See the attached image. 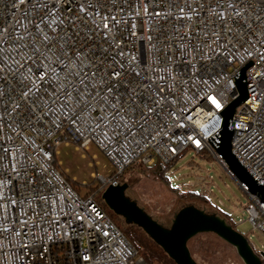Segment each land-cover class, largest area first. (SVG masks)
I'll return each instance as SVG.
<instances>
[{"label": "built area", "instance_id": "obj_1", "mask_svg": "<svg viewBox=\"0 0 264 264\" xmlns=\"http://www.w3.org/2000/svg\"><path fill=\"white\" fill-rule=\"evenodd\" d=\"M262 33L264 0H0V264H145L95 194L65 180L58 148L104 154L99 193L187 151L236 181L207 139L249 61L231 152L264 184ZM236 182L264 234V202Z\"/></svg>", "mask_w": 264, "mask_h": 264}, {"label": "rangeland", "instance_id": "obj_2", "mask_svg": "<svg viewBox=\"0 0 264 264\" xmlns=\"http://www.w3.org/2000/svg\"><path fill=\"white\" fill-rule=\"evenodd\" d=\"M58 152L55 159L60 162L59 169L64 173V178L67 176L71 181L82 185L89 184L86 190L95 194L96 200L103 203L102 193L98 192V183L91 174L105 177L113 172L112 165L104 154L94 145H90L86 151H75L73 145L60 146ZM168 178L171 187L177 189L179 193L190 191L205 196L211 207L196 204L197 207L226 221L248 240L255 252L264 253V234L260 231H252L246 222L244 208L249 203L247 194L240 189L235 180L222 173L220 165L213 157L206 158L190 151L182 153L168 173ZM121 180L122 184H127L125 196L166 228L171 225L174 215L182 207L187 206L179 200L178 194L153 175L151 168L135 164L125 171ZM73 188L76 192L83 193L85 190L83 188L81 190V186L78 185H74ZM105 212L116 220L113 223L118 228L127 226L107 207ZM187 247L196 264H244L235 248L211 233L197 234L188 241Z\"/></svg>", "mask_w": 264, "mask_h": 264}, {"label": "water", "instance_id": "obj_3", "mask_svg": "<svg viewBox=\"0 0 264 264\" xmlns=\"http://www.w3.org/2000/svg\"><path fill=\"white\" fill-rule=\"evenodd\" d=\"M253 63L249 61L231 78L235 85L234 98L219 113L221 119L215 127L216 133L207 141L220 156L236 181L246 185L251 195L264 202V184L257 183L231 152L233 130H229L235 110L247 99L245 70ZM127 184L111 186L102 193L104 205L127 225H133L158 246L174 264H196L188 250V241L202 233H211L235 248L244 264H264V253L257 255L248 240L237 233L231 225L216 215L206 214L193 206H185L173 217L168 228L162 227L134 201L125 196Z\"/></svg>", "mask_w": 264, "mask_h": 264}, {"label": "trees", "instance_id": "obj_4", "mask_svg": "<svg viewBox=\"0 0 264 264\" xmlns=\"http://www.w3.org/2000/svg\"><path fill=\"white\" fill-rule=\"evenodd\" d=\"M183 153H185V152H183ZM180 156H181V154L169 163H163L160 160H156L155 164L151 167L142 166L140 164H139V166H142V167L148 168V169H150V168L153 169V175L157 179H159V181H161L162 183L167 185L171 191H174L176 194H178V198H179V200L182 201V203L187 204V206H193L199 210H202L206 214L215 215L213 213H210L207 210H203L200 207H197V205L207 207V208L211 207L210 202L207 200V198L205 196H203L201 194H195V193L190 192V191H187L184 194L179 193L177 189L171 187V185H170L171 183H170V180L168 178V173L175 166V164L178 162ZM130 168H128L127 170H129ZM65 180L69 184H71L72 187L74 185H78V186H81V190H82V188L85 189L83 193H82V191L81 192L77 191V193L81 194L82 196L86 197L88 195H91V193L88 190H86V187L89 184L82 185V184L77 183L75 181H71L67 176H65ZM121 183H122V180H121ZM100 206L105 211L106 207L102 202H100ZM219 214L222 217L226 218V216H224V214H222L221 212H219ZM108 216L112 221H116L110 215H108ZM158 224H160V223H158ZM162 227H164V226H162ZM164 228H166V227H164ZM119 229L122 232V234L124 235V237L126 238V240L129 242L131 247L137 253V255H139L143 258L145 264H174V262L171 259H169L166 256V254L160 248H158L149 238H147L140 231V229L136 228L133 225H127L126 227H120Z\"/></svg>", "mask_w": 264, "mask_h": 264}, {"label": "snow or ice", "instance_id": "obj_5", "mask_svg": "<svg viewBox=\"0 0 264 264\" xmlns=\"http://www.w3.org/2000/svg\"><path fill=\"white\" fill-rule=\"evenodd\" d=\"M102 21H103V18H102ZM223 23V22H222ZM103 27L105 29H108L109 28V24L107 22H103ZM229 31H231V29H229ZM262 35H264V33H262ZM87 37H85L86 39ZM46 39H51L50 37H47V34H46ZM231 45H225L224 47V51H227L228 48L230 47ZM86 58V57H85ZM115 75L119 76L120 74L119 73H114ZM28 95H31V92L28 93ZM208 100L211 102V104H213L215 106V108L219 109L221 108V104L214 98V97H211L209 96L208 97ZM149 111H152L151 108H149ZM142 118L147 121L149 119L148 115L147 114H143L142 115Z\"/></svg>", "mask_w": 264, "mask_h": 264}]
</instances>
